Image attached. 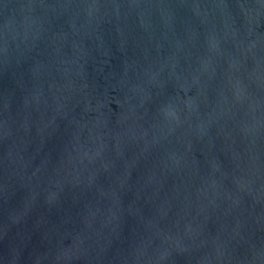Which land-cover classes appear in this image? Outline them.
I'll use <instances>...</instances> for the list:
<instances>
[{"label":"water","instance_id":"water-1","mask_svg":"<svg viewBox=\"0 0 264 264\" xmlns=\"http://www.w3.org/2000/svg\"><path fill=\"white\" fill-rule=\"evenodd\" d=\"M0 264H264V0H0Z\"/></svg>","mask_w":264,"mask_h":264}]
</instances>
